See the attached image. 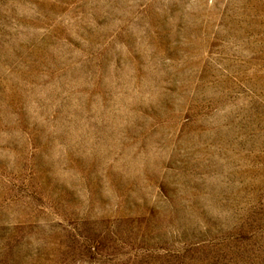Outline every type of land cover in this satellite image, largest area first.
Returning <instances> with one entry per match:
<instances>
[{
    "label": "rangeland",
    "instance_id": "1",
    "mask_svg": "<svg viewBox=\"0 0 264 264\" xmlns=\"http://www.w3.org/2000/svg\"><path fill=\"white\" fill-rule=\"evenodd\" d=\"M0 264H264V0H0Z\"/></svg>",
    "mask_w": 264,
    "mask_h": 264
}]
</instances>
